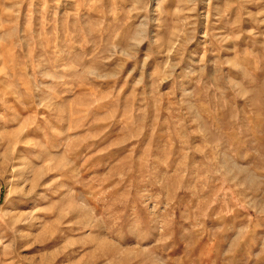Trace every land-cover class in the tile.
Here are the masks:
<instances>
[{"label":"rangeland","instance_id":"374dc122","mask_svg":"<svg viewBox=\"0 0 264 264\" xmlns=\"http://www.w3.org/2000/svg\"><path fill=\"white\" fill-rule=\"evenodd\" d=\"M0 264H264V0H0Z\"/></svg>","mask_w":264,"mask_h":264}]
</instances>
